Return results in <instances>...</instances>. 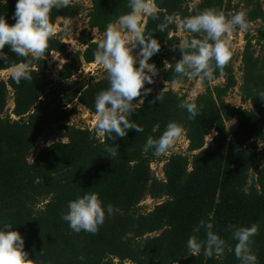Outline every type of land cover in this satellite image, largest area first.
Instances as JSON below:
<instances>
[{
    "label": "trees",
    "instance_id": "obj_1",
    "mask_svg": "<svg viewBox=\"0 0 264 264\" xmlns=\"http://www.w3.org/2000/svg\"><path fill=\"white\" fill-rule=\"evenodd\" d=\"M193 1L156 0L161 20L167 14L184 18L215 8L226 13L243 10L249 27L259 23L257 35H247L241 59L239 92L250 109L225 102L238 86L229 59L223 75L214 70L211 83L202 81L205 93L194 101L173 90L164 92L161 103L155 100L159 93L146 96L129 117L143 128L140 133L130 129L125 137L113 134L109 139L107 134L97 137L95 129L67 125L75 114L74 101L96 115L95 97L109 86L107 78L72 81L83 63H95L97 43L87 31L78 39L84 50L74 54H66L67 45L60 36L50 39L45 53L32 61L31 81L17 85L10 77L0 78V225L10 223L21 233L30 259L43 251L40 264H239L231 251L236 242L228 226L255 223L258 232L252 248L258 264H264V148L259 147L260 140L264 143V99L258 96L264 92V0H240L237 5L231 0H198L191 8ZM89 2L88 26L99 34L129 10L127 0ZM16 3L0 0V16L10 25L15 23ZM83 12L81 5L69 3L67 8L53 9L50 21L56 26ZM161 20L146 18L145 32L152 30L161 43L149 63L156 64L158 73L164 71L165 83H179L187 79L176 76L172 67L164 68V61L174 64L181 58L179 50L172 48L180 39L178 29L171 25L164 33L156 32ZM3 51L9 59L7 64L0 61V72L24 59L8 46ZM53 53L66 54L59 82L46 73L47 59ZM219 79L225 83L211 85ZM11 96L14 108L8 114ZM182 100L197 104L200 110L195 118L189 120L186 110L179 107ZM169 122L183 126L188 154L144 152L147 137L158 138ZM230 122L236 124L232 131L227 129ZM212 132L216 135L206 145ZM117 144L116 157L108 158L105 146ZM158 163H164L163 179L152 170ZM85 192H96L105 205L119 209L106 216L95 234L73 232L62 219L68 202ZM147 199L156 205L143 211L141 204ZM201 219L211 222L226 241L219 256L209 257L203 250L198 256H188L187 239L192 235L205 238L203 229L194 231Z\"/></svg>",
    "mask_w": 264,
    "mask_h": 264
},
{
    "label": "clouds",
    "instance_id": "obj_2",
    "mask_svg": "<svg viewBox=\"0 0 264 264\" xmlns=\"http://www.w3.org/2000/svg\"><path fill=\"white\" fill-rule=\"evenodd\" d=\"M69 3L70 0H17L13 13L14 24L10 25L5 16H0V61L8 63L9 58L3 51L5 46L18 57L24 58L9 66L10 78L17 85L22 80H32V61L45 53L49 40L56 34L50 13L53 9L67 8ZM127 8L129 10L126 13L107 24L93 52L94 61L106 73L109 85L96 95L94 101V131L97 137L107 134L112 139L113 134L125 137L130 129L137 133L143 131L129 117L138 105L144 103L143 98L152 92V88L145 85H152L159 72L156 64L149 63V60L160 51L161 43L154 37L152 30L145 32L142 22L144 18L161 20L156 0H127ZM171 25L188 33L191 38H181L178 43H173L172 48L179 50L181 58L174 64L164 61V68L172 67L176 76L189 81L198 79L209 83L214 79V70L223 75L224 66L232 54V44L227 34L233 29L240 32L249 29L245 11L226 13L215 8H207L184 18H179L176 13L164 15L156 25V32L164 33ZM93 34V40L96 41L95 32ZM165 88L155 97L156 101H163ZM258 96L264 99V92ZM137 97L140 99L133 103ZM179 107L186 110L189 120L195 118L200 110L196 103L186 100H182ZM183 131L181 124L169 122L158 138L147 137L143 151H151L154 156L164 155ZM118 147V144L114 147L105 146L108 158L116 157ZM259 147L264 148L261 140ZM118 211L111 204L105 205L98 193L85 192L68 202L62 219L73 232L95 234L104 224L106 216ZM228 228L231 239L236 242L231 251L239 264H258L252 248L258 225H229ZM200 229L204 230L205 238L199 239L192 235L187 239L188 256H198L202 250L209 257L222 254L227 247L226 241L213 230V224L201 219L194 231ZM42 254L43 251L35 260L30 259L21 233L10 223L0 225V264H40L38 258Z\"/></svg>",
    "mask_w": 264,
    "mask_h": 264
},
{
    "label": "rangeland",
    "instance_id": "obj_3",
    "mask_svg": "<svg viewBox=\"0 0 264 264\" xmlns=\"http://www.w3.org/2000/svg\"><path fill=\"white\" fill-rule=\"evenodd\" d=\"M231 1H232V5L240 4V0H231ZM70 3L81 5L84 8V12L79 17L68 20L67 25L65 24V21L64 22L59 21L55 26L56 27L55 36L57 37L60 36L62 42H64L67 45L66 54H74L79 50H84V48H81V46L79 45V41H78L80 33L82 31L89 32L93 39H94L93 32H95V35L97 37L96 41L93 40V42L95 43L98 42V38L102 35L97 33L95 30L89 29L87 14L92 7L89 0H70ZM197 4H198V0H194L193 3L190 5V7L192 8ZM237 11H240V9ZM142 22L145 27L146 18H144ZM249 28L250 30L248 29L247 31L244 32H240L236 29H233L232 32L227 34L232 44V54L230 56V59L233 61L235 78L237 80L238 86L234 90L229 92L228 96L225 98V102L232 106L242 107L244 109H250L251 105L249 102L242 99L241 94L239 92V87L242 84V72H241L242 53L244 51L247 42L246 41L247 35H250L251 37L256 36L257 31L259 30V23L251 24ZM176 35L180 39L186 37V35L179 30L177 31ZM66 54L53 53L47 59L46 73L49 76V78L54 82H59L58 71L66 63L65 60ZM92 65L93 66L83 63L81 71H79V73L72 78V81L88 82L91 79L102 80L106 78V73L101 69L99 65H97L96 63ZM163 76H164V71H161L155 77V82L153 83L152 92L150 94L160 93L166 87L164 92L168 90H173L179 96H185L188 101H194L199 95L205 93V89L202 86L201 80H195V79L191 81L184 80L179 83L168 84L163 81ZM9 77H10L9 70L0 72L1 79L7 80ZM224 83H225L224 79H219L213 82L211 85L219 86V85H223ZM143 99H145V97ZM13 108H14V103L11 96L7 107L8 110L7 113L10 114ZM72 108L75 109V114L72 117H70L69 120L66 122L67 125L75 126L82 129H89V130L95 129V123H96L95 115L90 114L89 111L85 109V107L79 105L77 103V100L74 101V103L72 104ZM11 117L15 119L13 115H11ZM235 126L236 124L234 122L227 123V129L229 131H232L235 128ZM215 135L216 134L214 132L211 133V135L206 139V145L210 143V141ZM188 146H189V142L187 141L185 133L183 132L182 135L176 139L172 147L164 155L165 156H169L170 154L187 155ZM163 165L164 163H160V164L158 163L152 165V170L154 171L158 179H163V172H162ZM155 205L156 202L151 199H147L141 204V206L144 208L143 211L152 210Z\"/></svg>",
    "mask_w": 264,
    "mask_h": 264
},
{
    "label": "built area",
    "instance_id": "obj_4",
    "mask_svg": "<svg viewBox=\"0 0 264 264\" xmlns=\"http://www.w3.org/2000/svg\"><path fill=\"white\" fill-rule=\"evenodd\" d=\"M90 66H93L92 64H90Z\"/></svg>",
    "mask_w": 264,
    "mask_h": 264
}]
</instances>
